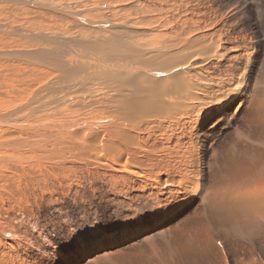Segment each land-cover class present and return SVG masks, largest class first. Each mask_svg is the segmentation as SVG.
<instances>
[{
    "label": "bare ground",
    "instance_id": "obj_1",
    "mask_svg": "<svg viewBox=\"0 0 264 264\" xmlns=\"http://www.w3.org/2000/svg\"><path fill=\"white\" fill-rule=\"evenodd\" d=\"M48 9L113 48L22 55L70 74L0 114V264H264V0Z\"/></svg>",
    "mask_w": 264,
    "mask_h": 264
},
{
    "label": "rangeland",
    "instance_id": "obj_2",
    "mask_svg": "<svg viewBox=\"0 0 264 264\" xmlns=\"http://www.w3.org/2000/svg\"><path fill=\"white\" fill-rule=\"evenodd\" d=\"M0 1V94L2 93L0 95L2 97L0 98V114H2L3 112L5 113L6 109L8 110L10 106L20 101L22 97L24 98L29 94L31 90L30 87L32 85L27 87L22 84L23 82H27L29 84L34 83V85L36 84L35 86H42L45 82L54 83L59 77V79H65L68 77V74H70V72H63L56 67H50L49 64L44 65V63L37 62L39 64L33 63V65L40 66L37 68H39L40 70H44L45 72H43L40 78L35 75L33 81L29 79L28 81H25V78L26 76H28V74L34 75L33 68L36 67L31 68L32 66H30V64L24 63L26 61L23 60L25 58H23L22 55L24 53L30 52L31 54H33L32 56L30 54L31 57L36 58V55H38L37 57L40 56L39 58H41V52L44 51L42 50L43 48L52 49L54 47V44L51 43L50 39L52 40L57 38L59 41H71L73 39L82 38L89 41L98 42L102 44L104 53L105 51H107L108 54H105L107 56H110V49L113 48L112 40H110L106 35L97 32L95 29L86 27L89 26L95 28V26L89 23L84 24V22L79 19H75L77 23H80L79 25H76L75 20L72 19L67 21H59L58 19L66 18L62 16L59 17L60 15H57L56 12L48 8L77 12L83 20L89 21L91 23L111 21L114 24H118L121 19H126V11L123 9L128 2V0H12L13 2L11 0ZM16 1H18L17 4L14 3ZM38 4H41V6L37 7L36 5ZM42 5H44L45 9H43L44 7H42ZM257 11H259L260 19L263 20L264 17L260 13V10L258 9ZM8 25L10 28L8 27ZM16 27L18 28L17 32ZM27 32L30 35H36V37H38L37 40H30V35H28ZM44 36L50 37V39L46 41L43 38ZM91 38L93 40H91ZM11 59L14 60L12 61ZM19 60H21L22 62ZM44 80L45 82H43ZM60 84H67L66 87L71 85H69L68 82H63ZM4 96L8 99H6Z\"/></svg>",
    "mask_w": 264,
    "mask_h": 264
}]
</instances>
